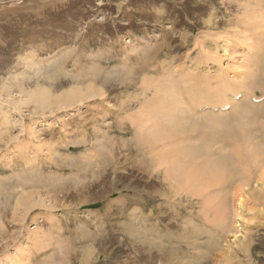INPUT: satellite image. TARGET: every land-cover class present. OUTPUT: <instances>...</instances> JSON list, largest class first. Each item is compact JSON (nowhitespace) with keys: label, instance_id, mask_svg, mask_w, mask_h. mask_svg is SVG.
Segmentation results:
<instances>
[{"label":"rangeland","instance_id":"374dc122","mask_svg":"<svg viewBox=\"0 0 264 264\" xmlns=\"http://www.w3.org/2000/svg\"><path fill=\"white\" fill-rule=\"evenodd\" d=\"M263 51L264 0H0V264H264V169L233 157L225 190L167 196L138 137L166 88L202 115L264 106ZM233 58L244 76L218 83Z\"/></svg>","mask_w":264,"mask_h":264},{"label":"bare ground","instance_id":"6f19581e","mask_svg":"<svg viewBox=\"0 0 264 264\" xmlns=\"http://www.w3.org/2000/svg\"><path fill=\"white\" fill-rule=\"evenodd\" d=\"M225 50L227 51V49ZM235 58H233V60ZM234 61H236V59ZM237 62L239 61L233 62L231 65H227L221 70H218L217 77L220 80L218 83L235 79L238 81L244 76L246 66H244L243 63ZM256 73L257 75L254 73V76L258 78L253 80L252 87L254 88L255 92L257 89H262L264 92V51L262 52L257 63ZM205 82L209 83L207 80ZM228 84L232 85V82H229ZM176 90H178L176 87H174V89L166 88L165 91L161 92L162 96H164V101L166 99L165 103L161 104L162 108H159L158 106L156 110L154 108V110L149 111V109L145 114L146 119L144 121L139 122L140 120L138 119L140 124L139 128L142 129L138 135L140 138L139 143L142 145V147L145 146V150L148 149L149 152L154 153V156H156L157 159V161L154 160V163L155 161L156 163L160 162L161 167H166V171H164L166 172L167 177L166 175L164 177L166 181H169V189L166 190L167 193L164 192V195L172 196L174 193L175 195L173 194V196L178 197V195L182 194L180 195L182 197L183 193H187L193 197H205L207 193H211V191H213L215 188L223 191L231 182V177L236 175H233L236 168L235 164L233 165L235 160L237 161L236 164L240 163L242 166L247 163L246 161H248V163L250 162L251 166L253 165V167H255L256 164L257 167H262L264 169V159H261L260 157L261 155H264V106L259 105L261 101L256 103V93V96L254 95L250 100L248 99V102H244L242 105H240L239 109L235 110L229 115L222 114L225 112L224 107H222L221 110H216L222 111L220 113H212L213 111L209 109L202 115L200 112L194 113L191 110H188L183 100L177 97L175 93ZM223 91L224 90H220L221 93H223ZM212 93L213 92L211 90H202L197 95H195L193 100L198 105L206 103L215 104L212 100L214 98ZM35 98L40 102V104L42 101L45 102V99L48 100L47 95H45V91L43 90H40V92L36 94ZM259 118L263 121H259ZM153 119H155L154 121L156 122H152L153 124L149 125V122ZM215 133H217L216 136H214ZM226 138L232 139L234 143L225 141ZM255 140L257 143H255ZM197 141H199V143H196ZM158 142L161 143L159 144ZM259 142H262L263 144ZM215 147H218V150H215ZM227 147H229L231 150L223 151ZM258 155H260V159L257 158ZM233 157H235V160H232ZM252 157H256V159H252ZM241 162H243V164ZM258 163L261 166L257 165ZM246 166L247 164L245 167ZM154 167H156V165ZM157 168H160L159 163L157 164ZM246 169L249 168L246 167ZM238 171L240 172L239 169ZM261 175L264 174L261 172ZM235 177L232 180H234ZM262 184L264 185V181ZM165 189H167V186ZM168 191L170 193H168ZM157 194L159 193L157 192ZM212 201L213 200H209L206 203L209 205L212 203ZM160 203H158V205ZM207 204L205 206H207ZM223 207L224 202L222 201L219 203L218 207L215 208L216 216L213 219H211L212 208H207V210H205L203 215L204 219H202V221L207 228L206 230L210 229L208 228L210 223L217 227H222V225L225 224L226 216L224 214ZM168 215L169 214H167V216ZM196 219L197 218L195 216L191 217L192 223H194L193 226H197L195 224L197 223ZM154 224V232H152L154 235L152 234V237L150 238L151 245L153 248L156 247L158 250H163V248H160V244L162 242L159 243V223L155 222ZM146 228L144 229L146 230ZM145 234L148 239L149 233L147 234L145 232ZM210 238L213 239L212 237ZM190 241H192V238ZM185 242L188 246H192L190 242ZM194 245L196 244H193V248ZM182 248H184V244L178 247L177 251L181 250ZM184 255H186L184 258H187L188 254L186 253ZM184 258H182L181 261ZM173 263L177 262L175 261Z\"/></svg>","mask_w":264,"mask_h":264}]
</instances>
